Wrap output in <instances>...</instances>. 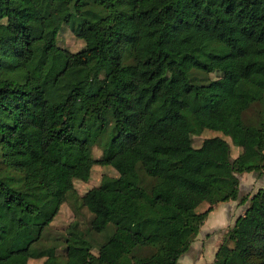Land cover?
<instances>
[{"label": "trees", "instance_id": "16d2710c", "mask_svg": "<svg viewBox=\"0 0 264 264\" xmlns=\"http://www.w3.org/2000/svg\"><path fill=\"white\" fill-rule=\"evenodd\" d=\"M62 25L79 50L57 45ZM217 28L228 39L191 44ZM220 62L235 69L227 88L207 77ZM203 130L219 135L193 147ZM112 161L115 176L76 194L81 162ZM0 164V264H179L237 174L264 172V0H0ZM91 192L122 208L92 210L90 231L111 227L97 255L74 220L59 257L44 230L67 196L84 207ZM213 264H264V185Z\"/></svg>", "mask_w": 264, "mask_h": 264}, {"label": "rangeland", "instance_id": "374dc122", "mask_svg": "<svg viewBox=\"0 0 264 264\" xmlns=\"http://www.w3.org/2000/svg\"><path fill=\"white\" fill-rule=\"evenodd\" d=\"M217 28L212 32L205 33L191 42L194 44L205 39L220 37L224 40L228 39L227 34ZM56 43L58 46L63 47L71 52L79 50L83 43L80 39L76 38L71 30L62 25L56 36ZM217 70L207 75L208 79L216 82L221 88L229 87L236 77L234 67L228 62L216 63ZM257 105L250 107L245 114L244 118L248 117L251 120L256 119ZM219 135L217 131L203 130L199 135L191 136V144L196 147L200 144L201 140L206 137ZM224 139L230 146V156L234 157L239 152L238 148L231 145L227 137ZM58 148L55 145L50 146V153L52 156L56 155ZM90 153L93 158L100 156V146L94 145L90 147ZM1 167V164H0ZM118 164L112 161L108 166H101L98 164H87L81 162L78 167V178L73 180V187L76 194L83 195L91 187L97 185L101 175L115 176L118 172ZM16 176V174H15ZM58 176V170L53 169L50 177L45 180L49 183L50 187H54ZM238 185L237 189L227 201L212 206L211 212L206 216L205 222L207 227H203L196 236L192 239L189 249L183 253L179 259V264H213V254L217 248L222 234L231 226L234 219L242 214L247 205L248 198L253 195L258 188L264 185V172L257 176L253 172H244L237 174ZM46 179V178H45ZM85 206H80L77 198L67 196V199L62 203L58 209L57 214L53 217L48 227L44 230L46 241L43 245H53L55 253L59 257L63 255L62 237L66 232V227L71 221H77V227L84 232L85 237L92 244L91 252L94 255L98 254V247L104 240V237L110 232L111 227L106 228L101 233H95L88 229V222L93 214L92 210H117L122 208L123 198L114 194H99L91 192L85 197ZM206 203H201L196 210H203ZM210 223V224H208ZM54 239V240H53ZM105 257L108 256L103 252ZM42 258L28 259L27 264H40Z\"/></svg>", "mask_w": 264, "mask_h": 264}, {"label": "crops", "instance_id": "0c3cea01", "mask_svg": "<svg viewBox=\"0 0 264 264\" xmlns=\"http://www.w3.org/2000/svg\"><path fill=\"white\" fill-rule=\"evenodd\" d=\"M212 209H213V208H212ZM210 212H211V211H210ZM210 212H209V213H210ZM209 213H208V214H209ZM208 214H207V215H208ZM204 222H205V219H204L202 225L200 226L199 231L203 230V229H202L203 227H207V226H206V223H204ZM208 224H210V223H208ZM231 225H232V224H231ZM199 231H198V232H199Z\"/></svg>", "mask_w": 264, "mask_h": 264}]
</instances>
